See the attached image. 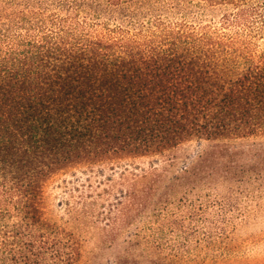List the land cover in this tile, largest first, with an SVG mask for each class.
Instances as JSON below:
<instances>
[{
    "label": "trees",
    "instance_id": "16d2710c",
    "mask_svg": "<svg viewBox=\"0 0 264 264\" xmlns=\"http://www.w3.org/2000/svg\"><path fill=\"white\" fill-rule=\"evenodd\" d=\"M136 159L128 203L180 242L115 264H217L232 195L264 189V0H0V264H81L94 204L55 221L46 184Z\"/></svg>",
    "mask_w": 264,
    "mask_h": 264
},
{
    "label": "rangeland",
    "instance_id": "374dc122",
    "mask_svg": "<svg viewBox=\"0 0 264 264\" xmlns=\"http://www.w3.org/2000/svg\"><path fill=\"white\" fill-rule=\"evenodd\" d=\"M219 14L206 12L203 20L216 21ZM205 146L206 143L200 146L195 141L184 145L176 153L178 166H183ZM151 163V159H136L111 167L75 168L46 184V212L55 221L66 220L68 210H79L82 201L94 204L87 208L91 212L90 225L83 235L86 241L81 264H115L125 238H172L180 242L178 230L167 228L165 211L153 213L141 210L136 203H128L132 182L129 173L139 175L141 170H149ZM231 199L234 207L226 227L229 238L221 243L225 257L217 260V264H264V189L232 195ZM170 210L172 216L177 212L174 208Z\"/></svg>",
    "mask_w": 264,
    "mask_h": 264
}]
</instances>
